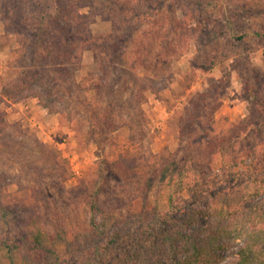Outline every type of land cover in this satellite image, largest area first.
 Wrapping results in <instances>:
<instances>
[{
  "label": "rangeland",
  "instance_id": "374dc122",
  "mask_svg": "<svg viewBox=\"0 0 264 264\" xmlns=\"http://www.w3.org/2000/svg\"><path fill=\"white\" fill-rule=\"evenodd\" d=\"M104 1L91 0L80 12L90 16L94 37L117 31L107 48L84 44L64 87L50 74L43 87L34 85L41 99L21 97L25 91L0 97V206L20 218L34 215L50 231L62 222L78 233L90 225L97 193L100 207L117 212L100 246L140 226L129 210L145 203L124 198L118 185L128 173H143L155 155L176 150L170 118L214 81L215 124L235 142L228 156L264 151V38L257 35L264 32V0ZM45 3L0 0V95L40 60L33 59L31 32ZM229 27L242 38L228 37ZM136 36L139 49L131 43ZM106 112L113 131L100 124ZM236 250L221 264H232Z\"/></svg>",
  "mask_w": 264,
  "mask_h": 264
},
{
  "label": "trees",
  "instance_id": "16d2710c",
  "mask_svg": "<svg viewBox=\"0 0 264 264\" xmlns=\"http://www.w3.org/2000/svg\"><path fill=\"white\" fill-rule=\"evenodd\" d=\"M45 1L36 16L35 33L31 32L33 59L40 60L32 69L23 67L1 99L11 100L23 91L21 97L33 94L41 99L32 89L43 87L47 74L53 76V85L64 87L62 80L84 44L96 40L107 48L116 36L114 28L108 35L93 36L90 16L80 12L91 0ZM72 27L77 32L72 33ZM257 35L264 38V32ZM242 36L228 28V37ZM137 38L131 43L139 49ZM211 86L191 96L182 112L170 118L176 150L155 155L143 173H128L126 183L118 185L124 198L145 203L129 210L140 221L134 232L117 233L100 246L101 237L116 224L117 212L100 207L97 193L90 206V225L78 233L62 222L50 231L34 215L20 218L3 205L0 264H221L234 247L232 264H264V151L258 154L250 148L228 156L235 149L234 137L215 124L214 110L220 102L214 96L218 86L214 90ZM142 101L141 95L137 102ZM43 105L49 107L47 102ZM100 124L109 131L116 129L107 112Z\"/></svg>",
  "mask_w": 264,
  "mask_h": 264
}]
</instances>
